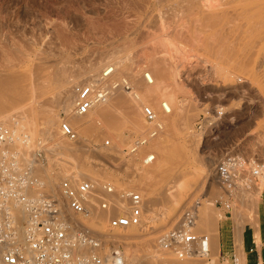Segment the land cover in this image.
<instances>
[{"label":"bare ground","instance_id":"1","mask_svg":"<svg viewBox=\"0 0 264 264\" xmlns=\"http://www.w3.org/2000/svg\"><path fill=\"white\" fill-rule=\"evenodd\" d=\"M178 3L180 4V2ZM185 4L186 5L180 8L182 12L185 10L183 8L186 6L190 10V14L192 11H197L201 14L200 20L203 28L202 32L205 34V36L203 37L202 41L200 40V45H202V49L205 54H207V56L212 59L209 62H207L206 60V62L208 63L207 65L209 69L213 71V75L216 74L218 77L219 84H216L214 86L217 88L216 93H228L230 89H232V82L235 78V72L237 71L239 66L236 60V55L238 52L236 41L238 40L237 38L239 36V33L245 26V22L248 20L250 21L251 29L255 35L264 32V0H185ZM171 6L173 7H171V11H178V5L174 4ZM179 14L181 13L179 12ZM194 20L192 21L198 26V21ZM194 23L193 26L195 27L196 25ZM199 26L201 27V25ZM178 33L179 32H176L173 35H178ZM179 35L180 36L178 37L181 38L182 33H179ZM194 35L197 34L195 33ZM198 35L195 37L199 38ZM199 36H201V34ZM196 38L195 42H197V40L199 42V39L201 37L199 39ZM190 41L194 42L193 39ZM259 41H261V39ZM171 43L161 41V54L164 53L162 55H165L166 53L165 58H167V52L174 48L172 47V45H170ZM159 50L158 52L160 53ZM125 51L126 50H121L117 51V53L115 51L116 54L114 52V54L111 52L112 54L109 53L108 55L97 52L99 54H96L92 58V60L88 61L86 66H78L80 68L73 67L72 70L70 68H67V70H65L66 66L65 69L64 67L57 69V67H61L63 65L62 64L58 65L56 67L57 70L53 72H51V69L53 68V65L55 67L54 62H50L51 64H53L52 66L48 62V64L43 62L44 64L41 63L40 65V63H38V61L36 60V63L38 64H36L35 67L37 68L38 66H40V68H43L41 70H47L46 72L42 71L44 74H47V72L49 74H47L48 77L46 79L47 82H44L45 84L42 82H38L40 81V79L41 81H45L44 77H40L43 76L40 74L41 71L38 73L36 72L38 74L37 77L34 71L31 75L28 74L33 78V81L38 80L36 81V84H34V87L33 84L31 87V85L27 83V75H25L26 72L24 76H19L17 73L20 71H14L15 69L4 71V68L0 67V124H2V126L5 127L11 135V142L7 145V148L14 153L17 161L16 167L18 166L17 168L21 170H28L30 178L36 180L37 185L42 188L43 193L48 194L56 198L57 200H60L58 191L56 189L57 181L60 180V178L64 177L65 180H68L71 183L81 180H87L92 184L91 200L89 201L90 206L93 199L95 197H99L97 196V194H101V188L104 183L100 184L99 181L106 175L105 173H103V170L99 168H97L98 170H96V168L94 167L93 169L87 166L86 153L88 151H93L100 157L103 155V153L97 149L98 147L95 146V138H99L98 136L101 137V135H110L114 138L115 141H118L119 144H122L123 139V141H125L127 138L136 135L142 130V116L140 109L142 108L144 102H150L155 105L157 104V100L159 98H166L169 92L171 93L168 97L171 96L173 91L169 90L170 88H168V86L163 82L165 79H168L170 73L174 71L169 72L170 70H166L168 69L166 67L167 65L169 66V64H166V67H163L164 60H162L163 62L160 61L162 63L159 62L160 58L165 59L161 54L157 53V56L155 58L154 56L152 58L150 57V68H148L149 70L141 76V73L139 75L136 72L137 70L135 71L132 67L131 63L133 61H130L131 59H129V55H127ZM2 57L0 56V58ZM157 57H160L159 60H156ZM4 58L6 59L7 57ZM9 59L10 58H7L8 61L12 60ZM5 61H3L2 64H5L6 66V63H4ZM259 61L264 63V56H262ZM7 64L11 63L8 62ZM46 64L51 66L48 67L50 70L44 69L43 65L47 66ZM108 65L112 67L113 73L111 76H109L107 83H112L114 81H123L128 85L129 91H114L104 102L96 104L86 115H76L74 113V86L85 83L93 85L98 80L99 73L105 66ZM37 69H39V67ZM33 75H35L37 79ZM171 76L173 75L171 74ZM174 77H172V79H174ZM217 77L215 76V78ZM43 78L44 80H42ZM127 79H129L130 83L127 82ZM169 80L170 79H168V83H170ZM174 80H172V82ZM34 91L39 92V96H41L42 94L48 95L49 93H53L54 96H46L42 101L40 99V105L34 108L32 107V102H29V97L30 95L33 96ZM38 95L37 97L39 98ZM30 101L33 100L31 99ZM173 101L174 100L168 98V100L160 102L158 110L149 107L157 116V133L150 141L147 142V145L144 148L135 153L136 156L133 157L129 163H120L121 165L116 167V169L123 168L124 170H128L129 172H133L134 161L137 160L139 156L144 154L147 149L150 150L149 152L154 155V165L148 169L140 171L138 173L139 175L137 176H132L130 178L128 177L129 179H126L127 183L123 184L122 186L117 187V184H115V182L111 183L110 181L109 186L112 188L113 193L110 195H104L106 197V200L109 202V207L107 211H104V213L106 212V214L110 217L124 214L126 212L127 204L125 198L127 193L136 191V193L141 197V226L137 228L129 227L122 232H114L112 236L115 242L120 243V254L125 264H204V258L210 254V251H214L217 247V238L215 236V238L212 237L211 239H209V236L207 237L206 235L199 237H197V235L195 236L197 232H207L210 228H214L217 226L218 219L217 217H214V210L212 209V211L208 213L207 209L205 212V210L203 209L195 210L194 208L192 211L189 208L190 206L185 208L186 204L194 197L195 193H197L198 190L199 192L201 191L200 189L207 190H205L206 193L203 190L204 192L202 191L201 194H205V196H208L210 198H215V196H213L212 194L211 189L213 181L217 179L214 174V166L212 167L211 164H209L210 166L207 167L208 170L203 173L192 172L189 169L192 166H187L191 161L190 158L192 160H196V162L199 163L200 158L202 157H200V154L196 155V153L194 152L195 150H193L192 142L194 138L192 139L193 134L191 133L190 129L186 127L187 117L183 113L184 108L182 106H179V104L177 105L176 102L173 103ZM161 103H164L165 107L167 108V114L171 112V115L169 117L165 118V115L167 114L162 113L160 108ZM35 104H38V102L36 101V103H34V106H37ZM18 108H22L20 109L22 112L17 110ZM14 111H16L19 116ZM13 112L15 116L11 115ZM60 114L63 115V120H60ZM35 120H37L36 122L38 123L39 121H41V124L44 125L43 130H38L40 132L37 133L39 135L38 137L44 139L45 142L47 140L54 141V139L57 140L60 138L58 127L60 122L62 121H64V123H66L72 131L78 130L77 132L79 133V135L83 136V139L82 137H77V141L75 136V139L72 140V143H67L62 139H59L58 143L54 144L55 148L52 147L53 145H50V147L47 146L48 148H46L45 145H43L45 143L44 140H40L41 142H37L36 144L35 139L32 138L33 136L25 134V131H30V133L33 134L31 132V129L33 127L30 126V123L34 122ZM29 126L32 128H30ZM220 126L221 125L218 122L216 123L215 128L218 129ZM173 127H176L177 134L172 130ZM147 129H149V127L146 128V130ZM125 133H127L126 137ZM143 134H141V136ZM176 135L182 138L183 143H176L177 145L174 146L172 145V143L174 142L172 137ZM157 136H160V138L156 139ZM33 139L35 143L33 142ZM35 144L38 145L36 147L40 149L39 152L43 154L44 162H39V160L36 159L37 154H35L33 150L35 149ZM116 150V148H113V151ZM203 160L204 162L207 161L209 163L208 160L210 159L208 158V160ZM19 161H21V163ZM60 163H63L64 166L61 168V165L57 166V168H60L57 169L59 170V172L53 171L52 173V168ZM208 163L206 164L208 165ZM99 170H101L102 172ZM136 170L134 168V171ZM128 175L130 174L128 173ZM111 177L112 179H114L115 176L113 175V173L111 174ZM235 183L236 182H234V184ZM237 184H239L238 181ZM235 188H237L236 185ZM240 192L241 193L239 195L243 201V199L246 198L244 195L245 193H242V191ZM201 198L207 200L206 197ZM198 200H200V197ZM205 200L203 201L205 202ZM252 201L253 204L250 205V207L252 206L253 208L256 218L255 220L257 222L258 199ZM193 202L196 201L193 200ZM245 202L247 201L245 200ZM194 204L197 206L196 203ZM194 204L193 206H195ZM243 204L245 205V203H242V205ZM188 208L190 210V213L188 212L189 210L187 211ZM184 209H186L187 214L189 213V217L181 222V215L183 217L184 215H186V213H184V215L181 214ZM98 213L96 209H92L87 220L89 221L88 226L94 231L95 234L103 232L104 224L108 220H104L103 215H100V213L102 212H100L99 214ZM210 213L212 215L211 218ZM143 215L145 216V220L143 219ZM240 216L242 215L240 214ZM240 216H234V218ZM9 217L15 224L17 237L21 239L24 227V216L21 212V208L18 206H12L9 209ZM242 218L246 220V218H244L243 216ZM242 218H237L241 222V224H239L238 226H235L236 222H233L234 226L237 227V231L235 228V236L238 242H240L244 225L247 223L244 222V220L241 221ZM182 223L184 224L182 225ZM237 223H239V221H237ZM250 226L252 227V225ZM252 228H254L255 230L254 226ZM163 230L165 232L164 234L172 231H177L179 233H185L186 230L190 231V236L194 238V241L185 246L180 245L176 241H174L171 243L170 247H166V249H163L161 248L162 245H159L157 242L160 237L164 236V234H161L163 233L161 232ZM154 233H160L161 235L158 234L157 236L154 235ZM151 234L157 237L152 238L153 236H151ZM150 244H158V246H154L155 249L151 251L150 249H146L145 247L149 246ZM237 246L240 245L237 244ZM83 253L86 254L85 251H83ZM180 258H182L183 260H181ZM197 258L201 259L198 260ZM195 259L198 261H196ZM234 259L236 264H245L244 254L242 251H239L238 247L236 249ZM190 260H192L193 262H189Z\"/></svg>","mask_w":264,"mask_h":264},{"label":"rangeland","instance_id":"2","mask_svg":"<svg viewBox=\"0 0 264 264\" xmlns=\"http://www.w3.org/2000/svg\"><path fill=\"white\" fill-rule=\"evenodd\" d=\"M178 2H180V4ZM174 4L178 5V11H171L173 8L171 5ZM184 5H186L185 0H0V56L2 57L6 55L4 57L10 58L12 60H9L13 61L10 62L7 60V58L5 59L2 57L0 58V67L4 68V71H9L11 69H15L14 71L17 72L20 71L18 73L16 72L19 76H24L26 72L25 75H27V83L31 85V87L33 84L34 87V84H36V81L38 80H32L33 78L30 75L33 73V71L35 73L41 71L40 74L43 76L40 77L45 78V81H41L40 79V81H38L39 83H46V79L48 77L47 74H49L48 72L47 74H44L43 72H46L47 70H41L43 68H40V66H38L40 70L37 69L38 67L36 68L35 66L38 63L41 65V63L44 64L48 62L51 64L54 62L55 67L53 64H51V66L53 65L51 72L63 67L65 69V66V70H67V68L72 70L73 67L86 66L88 61L92 60L96 54L103 53L108 55L109 53H115V51L117 53V51L126 50L125 53L129 55L128 57L131 59L130 61H133L131 63L132 67L135 71L137 70L136 72L139 75L141 73L142 76V74L146 73L149 70L148 68H150V57L152 58L154 56L155 58L157 56L156 54L159 53V49V54H161V41H166L168 43L173 42L170 45H172L174 48L167 52V58H165L166 53L165 55H162L164 53L161 54L165 59H161V56L156 58V60H159L160 58L159 62L164 60L163 67H166V64H169V66L167 65L166 68L168 69L166 70H170L169 72L174 71L170 73L168 78L170 79V83H168V79H165L163 82L168 86V88H170L169 90L173 92L170 97L168 96L171 92H169V94L167 93L168 96L166 98H159L157 100V104L155 105L150 102H144L142 107L148 106L152 109L158 110L159 103L166 101L169 98L174 100L173 103L176 102L177 105L179 104V106L184 108L183 113L187 117L186 127L189 128L193 134L192 139L194 138L192 142L193 150H195L194 152L196 155L200 154V157H202L200 158L199 163H197L196 160H192L190 158L191 161L187 166L192 167L188 168L192 172L203 173L208 170L207 167L210 166L209 164H211L213 167L218 163L223 155L231 153L238 154L240 156L237 157L243 159H251L256 163L264 162V63L259 61L260 58L264 56V32L255 35L251 29L250 21L248 20L245 22V26L239 33L237 38L238 40L236 41L238 48L236 60L239 66L235 72V78L232 82V89H230V91L225 94L216 93L217 88L214 86L219 84L218 77L215 73V75H213V71L209 69L207 62L211 61L212 59H210L207 54H205L202 49V45H200V42L205 36V34L202 32L203 28L200 20L201 14L200 12L192 11L191 14H194L191 15L189 13L190 10L186 6L183 8L186 11L184 10L182 12L180 8ZM179 12L182 15L179 14ZM192 20L198 21V26ZM193 23L197 27H194ZM199 25H201V27ZM184 27L187 28L185 29ZM183 31L186 32L184 33ZM176 32L182 33L181 38L178 37L180 36L179 33L178 35H173ZM193 32H195L197 35L200 33L201 36H199V34L198 37L201 38H196L195 36L197 35H194L195 33ZM167 38L171 39L169 40ZM195 38L199 39V42L198 40L195 42ZM192 39L194 42L190 41ZM260 39L261 41H259ZM36 60L38 63H36ZM3 61H5L4 63H6V66L5 64H2ZM8 62L11 64H7ZM58 65L62 66L57 67ZM43 66L44 69L50 70L48 68L51 67L50 65ZM37 73L36 77L38 75ZM171 74L173 76H171ZM33 76L35 77V75ZM215 76L217 78H215ZM172 77H174L176 81L172 79ZM44 78L42 80H44ZM172 80H174V83ZM31 81L35 83H32ZM127 82H129V79H127ZM38 93L39 92L34 91V94L32 93L33 96L30 95L31 98L29 97V102H32V107L34 108L40 105V99L42 101L46 96H54L53 93H49L48 95L42 94L43 96L41 93V96H39ZM31 99L33 101H30ZM36 101L38 104H35L37 106H34ZM20 109L22 108H18L17 110L21 111ZM215 110H219L223 114L219 118H213L215 115ZM16 111L14 112L17 114ZM14 112L11 114L12 116H15ZM17 115L19 116V114ZM170 115L171 112L165 115V118L169 117ZM59 117L60 120H63L64 118L62 114H60ZM203 117H208L210 120H215V123L219 122L221 126L218 129H212L211 133L206 132V129L204 130L205 132H202L203 128H205V125H203L200 129H197V127L200 125L199 122ZM36 121L37 120L30 123V126L33 128L29 126L32 128L31 132L33 134H31L30 131H25V134L33 136L32 138L35 139L37 144V142H41L40 140H44L39 138L37 133L40 132L38 130H43L44 125L41 124V121L38 120L39 123ZM141 123L142 130L136 135L127 138L125 140L126 142L123 141V139L122 144H119L118 141H115L110 135H101V137L98 136L99 138H95V146L98 147L97 149L102 152L103 155L100 157L93 151H88L89 153H86V162L89 168L94 167L96 170L99 168L103 170V173L106 174L99 181L100 184L107 183L110 185L109 182L111 181V183L115 182L117 187L122 186L123 184L127 183L126 179H129L132 176H137L139 175L138 173L140 171L148 169L154 165L155 162H152L149 165L143 166L134 159L133 172H129L123 168H118L119 170L116 169V167L120 166L121 164L129 163L132 158L136 156L134 153V156L130 155V157H122L124 155H122L121 152L122 149L126 148V146L134 138L146 133L148 130H146V128H148V126L146 127L142 117ZM172 130L175 133L177 132L176 127H173ZM77 131L73 130L76 140L78 141V138L82 137L83 139V136L79 135ZM126 136L127 133H125V137ZM59 137V139H62L67 143L73 142L71 140L68 141V139L62 137L61 135ZM173 137L172 139L174 142L172 143L171 140L172 145L175 146L177 145L176 143H183L182 138H180L178 135ZM159 138L160 136H157L156 139ZM59 139H54V141L51 140L53 142L48 140V142H45L44 140L45 143L43 145H45L46 148L50 147V145H53L52 147L55 148L54 144H57ZM104 141L108 142L107 146L103 145ZM36 144L34 147L35 149L33 150L34 153L37 154L36 159L39 160V162H42L43 154L39 152L40 149L36 147L38 146ZM113 148H116L117 150L113 151ZM146 151L150 150L147 149ZM208 158L210 160H208ZM203 159L208 160L209 163L206 160V162H204ZM19 162L21 163V161ZM63 163L56 165V168L53 166L56 170L54 168L51 170L50 168L52 173L53 171L59 172V170H57L59 167L57 168V166L61 165V168L64 166ZM206 163H208V165ZM134 168L137 170L134 171ZM112 173L115 176L114 179L111 177ZM128 173L130 175H128ZM61 180H65V178L62 177L57 181L56 189L58 183ZM238 183L240 186L237 184V181L235 184L233 182L232 186L228 187L229 190L227 191V189L221 188L220 180L216 179L211 185L212 194L215 196V198H210L205 196V194H201V192L203 190L205 191L206 189H200L201 191L199 192L198 190V194L195 193L194 197L186 204L185 208L190 206L189 208L192 211L193 208L195 210L203 209L205 212L207 209V212L209 213L213 209V212L215 213L214 217H217L218 219L217 226L210 228L208 230L210 232H197L195 236L197 235V237H199L206 235L207 237L209 236V239L212 237L215 238L217 230L221 224L231 222L232 230L233 222H236L235 226H238L241 224V222L237 218H242V216L248 220L246 221L242 218L241 221L244 220V222L252 223L253 219H255L253 208L252 206L250 207V205L253 204L252 200L258 199L257 209L259 208L260 216L264 218V179L250 181L248 183V180L244 178L239 180ZM235 185L237 188H235ZM246 185L247 187H245ZM230 190L231 194L233 192L232 195L230 194ZM240 191L245 193L244 195L246 198L243 199V201L239 195L241 193ZM134 192L136 193V191ZM98 194L97 196L101 197L102 191L101 194ZM199 197L200 200H198ZM201 197H206L207 200L202 199ZM193 200L196 202H193ZM203 200H205V202ZM245 200L247 202H245ZM194 203H196L197 206ZM242 203H245V205H242ZM193 204L195 206H193ZM190 210L188 211L189 213ZM187 211L184 209L183 212H181L183 215L186 213L184 217L181 215V222L189 217V213L187 214ZM98 212L103 213H100V215H103L104 220L109 219L110 216H108L106 212L104 213V211H97V213ZM211 213L210 218L212 216ZM240 214L242 216H240ZM238 215L240 217L234 218V216ZM143 219L145 220L144 215ZM237 221H239V223H237ZM183 224L184 223H182V225ZM235 226L234 228H236L237 231V227ZM161 232H163L161 234L165 233L164 230ZM152 234L151 236H153ZM158 234L161 235L160 233ZM158 234L154 233V235L157 236ZM190 234L191 232L189 231L188 235ZM157 236H153L152 238H156ZM236 244H238V241H236ZM150 245L145 247L151 251L154 250L156 246H158V244H152V247ZM262 245L264 250V240L262 241ZM209 253L210 254L204 258V264H232L231 255L219 259L216 257L215 250L210 251ZM180 259L183 260L182 258ZM197 259L199 260L201 258ZM191 261L192 260L189 262Z\"/></svg>","mask_w":264,"mask_h":264},{"label":"built area","instance_id":"3","mask_svg":"<svg viewBox=\"0 0 264 264\" xmlns=\"http://www.w3.org/2000/svg\"><path fill=\"white\" fill-rule=\"evenodd\" d=\"M112 73V67L105 66L93 85L85 83L74 86L76 115H86L114 91H129L128 85L123 81L107 83ZM160 108L162 113H168L164 103L160 104ZM214 113L213 118L222 115L219 110ZM141 116L149 129L144 136L134 138L122 149V157H130L140 151L157 133L156 114L149 107L143 106ZM216 123L215 120L203 117L197 129L205 125L202 132L206 129V132L211 133ZM58 130L62 137L71 141L75 139V133L66 123L61 122ZM10 142L9 131L0 124V264H125L120 254V243L115 242L112 236L114 232L141 226V197L134 192L127 193L126 212L109 218L104 224L103 232L95 234L88 226L90 211L108 209L109 202L104 195L112 194V188L107 183L103 184L102 196L95 197L89 206L92 192L89 181L71 183L61 180L57 186L60 200H57L43 193L36 180L30 178L28 170L16 167L14 153L7 148ZM107 143L104 141L103 145L107 146ZM237 156L240 155L225 154L214 166V174L220 180L221 188L227 191L233 182L244 178L248 183L264 179V162L256 163ZM153 161L154 155L149 151H145L136 160L143 166ZM12 206L20 207L24 216L21 239L17 237L15 224L9 217ZM176 232H167L157 240L162 245L161 248L170 247L174 241L183 246L194 241L188 235L189 231Z\"/></svg>","mask_w":264,"mask_h":264},{"label":"crops","instance_id":"4","mask_svg":"<svg viewBox=\"0 0 264 264\" xmlns=\"http://www.w3.org/2000/svg\"><path fill=\"white\" fill-rule=\"evenodd\" d=\"M256 219V218H255ZM246 223L241 233L240 242L236 244L234 223L231 230V222L223 223L217 230L215 249L216 257L221 259L231 255L232 264L235 263V253L238 247L244 254L245 264H264V250L262 241L264 240V218L260 216L257 209V222ZM250 225H252V228ZM257 229V231H256ZM260 243V244H258ZM240 247V248H239Z\"/></svg>","mask_w":264,"mask_h":264}]
</instances>
